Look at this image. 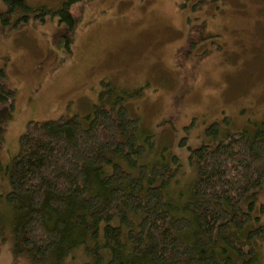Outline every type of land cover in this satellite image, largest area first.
<instances>
[{
    "label": "rangeland",
    "instance_id": "obj_1",
    "mask_svg": "<svg viewBox=\"0 0 264 264\" xmlns=\"http://www.w3.org/2000/svg\"><path fill=\"white\" fill-rule=\"evenodd\" d=\"M26 1L59 8L67 0ZM214 1L193 14L191 0L186 6L184 0H76L72 31L58 16L31 14L19 24L24 9L10 23L0 16V69L16 93L13 106L0 103V162L7 166L20 152L29 121L77 116L87 125L108 80L132 94L129 112L152 141L145 162L180 159L168 194L182 199L196 180L190 148L213 143L210 125L223 122L225 134L253 133L264 120V0ZM7 10L0 0V11ZM192 25L190 39L210 37L188 46ZM10 188L0 175V264H34L17 233L18 211L6 200ZM255 200L250 228L264 223V190ZM62 264L96 263L78 248ZM257 264H264V241Z\"/></svg>",
    "mask_w": 264,
    "mask_h": 264
},
{
    "label": "trees",
    "instance_id": "obj_2",
    "mask_svg": "<svg viewBox=\"0 0 264 264\" xmlns=\"http://www.w3.org/2000/svg\"><path fill=\"white\" fill-rule=\"evenodd\" d=\"M1 1L8 7L0 11L4 23L22 9L14 24L31 14L58 16L70 31L77 23L76 0L59 8ZM184 1L182 6L190 0ZM191 1L193 14L207 2ZM195 26L188 46L204 37L190 39ZM4 78L0 69V103L13 106L16 93ZM102 88L87 125L77 116L29 121L20 152L9 165L0 162V175L11 185L6 200L18 211L17 233L33 263L62 264L80 248L96 264H257L264 223L248 225L264 190V120L253 133L225 134L223 122L210 125L206 134L213 143L190 148L196 180L178 201L168 191L180 159L145 162L152 141L141 136L139 120L129 112L132 94L117 92L108 80Z\"/></svg>",
    "mask_w": 264,
    "mask_h": 264
}]
</instances>
